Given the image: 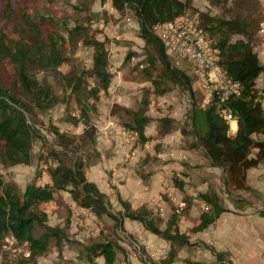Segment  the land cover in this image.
<instances>
[{"label": "trees", "instance_id": "16d2710c", "mask_svg": "<svg viewBox=\"0 0 264 264\" xmlns=\"http://www.w3.org/2000/svg\"><path fill=\"white\" fill-rule=\"evenodd\" d=\"M0 1L3 5L0 65L10 71L11 80L5 83L0 78V165L4 168L32 165L34 145L38 139H44L41 116L58 105L72 102L78 115H68L69 122L74 126H85L79 138L52 127L57 145L47 147V151L40 155L41 172H45L49 179L45 184L38 185L36 180L24 191H19L0 176V251L8 237H13L17 246L26 247L30 252L29 258L23 256L17 264H39L38 260L47 255L53 243L61 251L68 240V226H50L43 206L52 203L58 193L66 192L78 208L98 220L109 217L122 232L123 221L127 219L139 222L145 231L170 242L171 251L158 263L145 257L144 249V258L143 253L139 256L144 264H172L176 249L191 245L189 236L179 231V215L173 213L166 228L162 229L161 217L153 216L146 207L133 209L120 196L117 201L121 210L115 213L111 198L87 176L89 161L92 157H100L99 151L86 150L88 144L94 146L97 142L92 116L101 97L109 95L113 79L107 42L98 38L101 31L92 28L94 16L89 6L80 3L74 7L81 15L86 13L87 18L81 19L85 23L77 22L70 29L63 20L48 13H24L16 0ZM208 1L212 5L229 3L228 8L227 5L223 7L227 16L195 12L193 0H110V3L121 15L132 12L137 21L139 36L145 43L148 56L145 72L148 80L156 87L171 84L188 92L191 108L188 128H183L182 134L190 139L191 150L202 151L209 166L221 170L233 209L244 212L258 204L264 205V195L247 181L248 171L264 161V92L257 88V80L264 75V66L255 51L264 14L260 0ZM190 12L216 52L222 72L241 85L240 95L230 98L226 104L237 116L235 135L231 133L229 122L219 113L217 98L207 107L197 102L191 77L170 62L163 42L154 32L156 25ZM8 28L13 34H21L23 39L11 38L6 31ZM79 46L92 49L89 68L74 58ZM38 72L54 76L57 87L40 81ZM168 90L164 89L160 94ZM122 111L131 117L125 126L137 131L142 143L149 141L151 138L145 135L150 122L146 107L134 111L113 105V114ZM173 123L169 118L160 120L159 134L163 138L171 132ZM174 183L178 188L183 187L181 180L176 179ZM199 200L208 205L209 210L202 212L192 234L203 232L222 213L228 212L215 192H201ZM258 214L264 218V208L258 210ZM207 248L215 254L218 262H224L228 256L209 246ZM84 249L88 264H99L96 262L99 258L104 260L103 264H116L118 253H126L114 239L93 243ZM3 264L13 263L4 261ZM228 264L233 263L229 261Z\"/></svg>", "mask_w": 264, "mask_h": 264}, {"label": "rangeland", "instance_id": "374dc122", "mask_svg": "<svg viewBox=\"0 0 264 264\" xmlns=\"http://www.w3.org/2000/svg\"><path fill=\"white\" fill-rule=\"evenodd\" d=\"M260 1L262 3V13L264 14V0ZM16 2L19 7H22L20 9L24 13H48L57 19L63 20L70 29L77 22L85 23L81 19H86L87 14L82 13L81 15L74 9L80 3H85V5L89 6L94 16L93 22H91L92 28L101 31L97 35L98 38L107 42L113 79L109 95L101 97L97 105V111L92 116V125L97 129V142L94 146L88 144L86 150L99 151L100 157H92L91 161H89L90 167L98 166L100 169H104L103 171L107 172V174H113L115 171L121 169L127 173L126 164H128V160L126 159V155L130 153L129 146L123 145L118 139L104 138L98 134V131L103 133L101 127L105 129L109 122H116L123 126L130 123L131 117L125 114V112L112 113L114 104L134 111L146 107V115L150 118L146 131L148 132V137L154 140L152 143L154 145L153 149L156 152H165L164 147H162L163 144L160 143V139H163V136L159 134L160 120L162 118L173 119V128L169 134L178 136V141H173L172 146L178 152L188 153V155L186 154V160L180 161L171 158L170 161L181 164L182 170L180 171H182L183 177L188 178L190 187L199 188L202 193H206L207 191L215 192L220 197L223 206L233 207L230 201L231 194H229L224 186L222 172L213 170L209 166L202 151L191 150L190 139H186L182 134L183 128H188V112L191 108V99L188 92L171 84H162L156 87L148 80L145 73L148 66V56L144 48L145 43L139 36V26L132 12L127 11L124 15L119 13L118 15L111 14L106 7L107 4H111L110 0H16ZM224 5H227L228 8L230 4L212 5L208 0H193L195 12L207 13L211 16L226 17ZM2 9L3 5L0 1V21ZM81 16L84 18H81ZM6 31L13 39H23L21 34H13L11 28H8ZM255 49L257 50V47ZM74 58L83 67L89 68L92 65V49L79 46ZM178 67L191 77L195 98L197 102L202 103L204 93L195 75L193 65L185 60H180ZM37 75L40 81H45L51 86L56 85L54 76L49 73L38 72ZM9 77L10 71L4 65H0V78L5 83H10ZM164 89L169 90L164 94H160ZM75 109L72 102L69 105L61 104L49 113L41 116L43 122L41 135L44 139H38L34 145L32 165H22L13 168H4L0 165V176L5 182L13 185L19 191H24L28 184L36 180L38 185H43L49 181L45 172H41L42 162L40 161V155L47 151V147H56L57 145L56 138L52 133V127H56L61 132L78 138L83 134L85 126L83 124L74 126L68 119V115L70 114L78 115V111ZM178 152L174 151L173 153ZM124 159L125 163L123 162ZM162 162H165V159H159L154 154H146L135 162L132 173L135 172L136 165L139 166L145 163V171H147L150 169V166H160ZM107 165L109 167L106 168L105 166ZM110 166L115 167V169L108 170ZM123 166L126 168H123ZM39 175L42 176L40 177ZM169 178L172 177L170 176ZM205 184H208V189L203 191L200 188ZM77 208L71 201L70 195L66 192L58 193L52 203L43 206V209L49 216L48 224L50 226L60 228L68 226V240L64 242L61 251L53 243L47 255L38 260L39 264H88L84 258L85 246L103 242L107 239H114L121 245L124 235L113 220L109 217L98 220L92 214L88 212L83 214ZM118 209H121V207L117 201H114L112 211L116 213ZM22 252L20 250L15 252L11 244L4 245L0 251V264H3L4 261H11L13 264H17L23 257ZM135 252L140 259L139 254L145 251L143 250L142 252L141 249V253H138L139 250L135 249ZM127 253L129 256L126 253L119 252L116 264H129L132 253ZM142 257L144 258V253ZM145 257L149 258V255L145 254ZM149 260L151 259L149 258ZM96 262L103 264L104 260L99 258ZM156 262L158 263L159 260Z\"/></svg>", "mask_w": 264, "mask_h": 264}, {"label": "crops", "instance_id": "0c3cea01", "mask_svg": "<svg viewBox=\"0 0 264 264\" xmlns=\"http://www.w3.org/2000/svg\"><path fill=\"white\" fill-rule=\"evenodd\" d=\"M257 88L264 92V75H261L257 80ZM101 128L103 131L104 127ZM231 128L232 135H235L238 129V123H233ZM98 134L104 137L100 131H98ZM146 134L148 137L147 131ZM153 141L152 139L148 141L150 148L146 151H142L135 159V162L138 161L141 156L157 153L155 149H153ZM177 141L178 137L174 142ZM160 143L163 144L162 147H164L165 150V152H163L164 154H169L174 151L178 152V150H175L174 146H172L173 143L163 142V139H160ZM184 152L186 153V151ZM179 153L180 151L174 154V159H178L177 156ZM186 154L188 155V153ZM126 156V159H128L129 154ZM170 160L171 156H168L165 162H162L160 166H150V169L147 171H145V163L139 166L136 165L134 173L129 169L130 166L126 164L127 168L123 166V168L125 167L127 170L126 176L119 178L118 185L115 187H111L109 184V178L112 174H107V172L103 171L104 169H100L98 166L90 167L87 176L89 181L94 182L101 192L111 198L112 206L113 202L117 201L118 196H120L123 200L129 202L133 209L146 207L153 216H156V204L162 191V181L173 180L169 177H173L177 174H174V172H180L179 174L181 175L183 187L178 188V193L180 195L186 196L192 191H198V193L202 192L199 188L190 187L188 178L183 177L182 171H180L182 170L181 164L179 162H171ZM123 162L125 163V159ZM111 166L110 169H108L110 171L115 169V167ZM105 167L107 168L109 165ZM212 169L221 172L220 169ZM247 181L254 190L264 195V161L258 167L248 171ZM145 188H147V191H145ZM200 189L206 191L208 189V184L201 186ZM165 207L166 215L162 218V229L166 228L173 214V209L169 202H165ZM224 207L228 209V212L222 213L214 224L203 232L192 234L191 230L196 221L200 218L203 210L201 202H191L189 204L188 208L179 215L178 228L181 234L189 236L191 245L178 247L176 249V259L172 264H228L229 261L233 264H264V218L258 214V210L264 208V205L258 204L254 209H248L244 212L236 211L232 206ZM77 209L83 213L82 209ZM120 210L121 209H118L117 211ZM123 229L124 232L120 231L124 235L121 245H123L127 239H132L135 236H142L148 246V249H144L147 255L162 248L167 249L169 252L172 249V244L170 242L145 231L142 224L139 222H132L125 219L123 221ZM207 246L213 248L218 253L228 255L225 261L218 262L215 254L212 253ZM126 254L129 256L127 252ZM163 259L164 257L161 258L159 262ZM130 264L144 263L138 256H132L130 257Z\"/></svg>", "mask_w": 264, "mask_h": 264}, {"label": "built area", "instance_id": "2783aa9c", "mask_svg": "<svg viewBox=\"0 0 264 264\" xmlns=\"http://www.w3.org/2000/svg\"><path fill=\"white\" fill-rule=\"evenodd\" d=\"M111 14L118 15V12L112 7L111 4L106 5ZM154 32L161 39L165 46L166 54L170 62L178 66L180 60L189 62L194 67L195 75L203 90L202 106H209L214 98H217L220 111L219 113L223 118L229 122L230 126L233 123H237V116L226 106L228 100L232 97L238 96L241 93V85L238 82L226 77L222 72L219 63L218 56L213 48L205 38L204 31L196 20L192 13H186L174 19L171 22L159 24L154 27ZM259 58L264 66V23L260 25L259 41L255 48ZM102 135L104 138H114L120 140V143L127 145L130 148L128 156V165L131 171H134L135 159L142 151H146L150 148L148 141L142 143L140 141L139 133L133 129H129L126 126L119 125L116 122H109L103 130ZM145 135H147L145 133ZM178 137V136H177ZM176 135L168 134L163 138V142L173 143L177 139ZM159 159H165L168 156L174 158V153L164 154L157 152L154 154ZM179 160L183 161L187 159V155L179 153L177 156ZM170 158V157H169ZM126 176V171L123 169L115 171L109 178V184L111 187L118 185V179ZM173 180H163L161 187L162 191L156 204V216L165 217L166 207L165 202H169L173 209V213L181 215L189 206L190 202H201L199 200L198 191H192L190 194L183 196L178 193V187L175 185V180H181L179 173L172 177ZM147 191V188H145ZM202 203V202H201ZM202 210L206 212L209 210V206L202 203ZM87 213L83 211V214ZM11 244L15 252L20 250L25 258L30 257V252L23 246H17L13 237L5 239V246ZM125 251L132 253V256H137L135 249L140 250L148 249L147 243L142 236H135L132 239H128L123 245ZM22 249V250H21ZM169 251L165 248L158 249L155 252L149 253V258L153 261H158L168 256Z\"/></svg>", "mask_w": 264, "mask_h": 264}]
</instances>
